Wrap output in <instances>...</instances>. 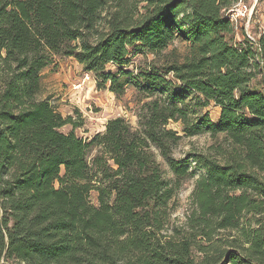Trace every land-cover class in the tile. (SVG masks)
I'll return each mask as SVG.
<instances>
[{
	"label": "trees",
	"instance_id": "16d2710c",
	"mask_svg": "<svg viewBox=\"0 0 264 264\" xmlns=\"http://www.w3.org/2000/svg\"><path fill=\"white\" fill-rule=\"evenodd\" d=\"M237 2L0 0V264H264V29L238 40L227 13ZM179 39L183 62L130 69L133 55ZM55 57L82 65L98 90L131 85L164 102L147 105L139 129L112 118L86 141L75 116L40 98ZM172 121L186 138L223 135L236 153L176 159ZM192 162L194 208L171 229Z\"/></svg>",
	"mask_w": 264,
	"mask_h": 264
},
{
	"label": "rangeland",
	"instance_id": "374dc122",
	"mask_svg": "<svg viewBox=\"0 0 264 264\" xmlns=\"http://www.w3.org/2000/svg\"><path fill=\"white\" fill-rule=\"evenodd\" d=\"M244 2L247 6L253 8V15L250 20L246 18L239 23V31L238 34L236 33V37L239 40L243 37V34H247L250 38L256 39L259 32L264 29V2L259 3L258 0H244ZM189 50L190 45L186 41L175 40L167 50L159 55L154 56L149 53L133 55L130 69L134 70L141 66L147 68L151 64L162 66L170 64L173 59H179L183 62ZM54 60L56 65L46 69L42 76V94L40 98H50L64 117H68V115L75 116L77 122L82 124L81 128L75 130L76 135L86 141H91L98 133L104 132L106 124L112 118L120 117L128 120L134 129H139L142 122L141 118L147 113V105L156 100L164 102V97L161 95L149 98L145 92L139 91L131 85L126 87V92L122 96H117L107 89L98 90L93 79L88 81L82 89L76 90L75 86L81 83L85 77L83 66L72 58L61 59L55 57ZM115 69L114 64L108 66L109 71ZM168 79L175 81L172 75ZM185 102L188 103V107H191L190 96ZM203 112H208L214 123L218 121L219 107L211 105ZM78 115L81 116L80 119L77 117ZM190 116L193 117L194 115L191 114ZM71 129L72 125H68L61 131L67 134ZM168 129H173L183 137L174 150L176 159H184L189 153L196 152L226 160L231 158L232 153H236L227 144L223 135L215 138L210 134H202V136L186 138L185 133H183V123L174 121L170 123ZM91 150L88 156L89 160H92L98 152L95 148ZM154 152L157 161L162 164L165 178L172 180L173 175L168 164L165 163L159 151L154 149ZM190 167L192 171H195V176L188 179L181 187L170 205L172 207L171 229L185 228L186 219L194 208L192 207V194L202 170L193 162ZM91 200L93 204L97 205V195L95 193H91Z\"/></svg>",
	"mask_w": 264,
	"mask_h": 264
},
{
	"label": "built area",
	"instance_id": "2783aa9c",
	"mask_svg": "<svg viewBox=\"0 0 264 264\" xmlns=\"http://www.w3.org/2000/svg\"><path fill=\"white\" fill-rule=\"evenodd\" d=\"M253 8L247 6L244 0H238L230 9H228V14L231 20V24L235 29V32L238 34L239 31V23L242 22L244 19H251L253 15ZM249 37V36H248ZM253 39V38H251ZM254 40V39H253ZM85 77L83 78L82 82L75 86L76 90L82 89V87L90 80H94L95 84L96 81L92 75L89 73H85Z\"/></svg>",
	"mask_w": 264,
	"mask_h": 264
},
{
	"label": "crops",
	"instance_id": "0c3cea01",
	"mask_svg": "<svg viewBox=\"0 0 264 264\" xmlns=\"http://www.w3.org/2000/svg\"><path fill=\"white\" fill-rule=\"evenodd\" d=\"M43 74H44V72H43Z\"/></svg>",
	"mask_w": 264,
	"mask_h": 264
}]
</instances>
